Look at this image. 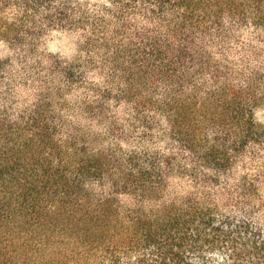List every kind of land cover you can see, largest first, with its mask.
<instances>
[{
	"label": "trees",
	"instance_id": "16d2710c",
	"mask_svg": "<svg viewBox=\"0 0 264 264\" xmlns=\"http://www.w3.org/2000/svg\"><path fill=\"white\" fill-rule=\"evenodd\" d=\"M0 40V264H264V0H0Z\"/></svg>",
	"mask_w": 264,
	"mask_h": 264
},
{
	"label": "rangeland",
	"instance_id": "374dc122",
	"mask_svg": "<svg viewBox=\"0 0 264 264\" xmlns=\"http://www.w3.org/2000/svg\"><path fill=\"white\" fill-rule=\"evenodd\" d=\"M107 1V0H94ZM47 45L51 51L63 58L78 57L82 54V42L80 37L72 32L58 31L52 33L47 39ZM7 47L0 40V55H6ZM255 119L260 125H264V99L260 101L255 109Z\"/></svg>",
	"mask_w": 264,
	"mask_h": 264
}]
</instances>
